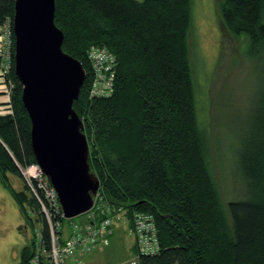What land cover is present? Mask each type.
<instances>
[{
    "label": "trees",
    "instance_id": "1",
    "mask_svg": "<svg viewBox=\"0 0 264 264\" xmlns=\"http://www.w3.org/2000/svg\"><path fill=\"white\" fill-rule=\"evenodd\" d=\"M14 1L0 0V25L9 20L12 26ZM216 6L224 37L243 41L240 52L263 69L257 112L237 151L245 196L228 202L210 171L198 117L191 0H55L62 50L86 72L73 108L83 122L98 192L115 214L126 209L130 218L134 211L154 217L159 251L138 257V264H264V0H218ZM12 40L11 112L0 114V181L24 221L38 224L45 252L50 234L37 201L25 184L16 191L7 177L11 172L21 179L18 165L35 162L13 70V31ZM91 46L105 47L116 58L106 97L89 95ZM129 233L134 236L131 228ZM37 242L32 238L22 247L18 264H49L42 254L32 262Z\"/></svg>",
    "mask_w": 264,
    "mask_h": 264
},
{
    "label": "rangeland",
    "instance_id": "2",
    "mask_svg": "<svg viewBox=\"0 0 264 264\" xmlns=\"http://www.w3.org/2000/svg\"><path fill=\"white\" fill-rule=\"evenodd\" d=\"M217 2L218 0H191L192 66L198 117L206 139L210 171L218 183L223 202H228L245 196V185L236 165L237 151L241 135L251 129L250 119L257 112L263 69L259 62L250 60L240 52L243 41L224 37ZM2 89L4 87H0ZM5 100L6 96L2 91L0 114L9 110ZM7 177L16 191H24L25 186L29 191L22 175V180L11 172L7 173ZM29 193L31 194L30 191ZM26 207L31 209L28 204ZM28 213L33 217L32 211ZM87 220V212L64 218L63 230L71 224H81ZM130 220L126 209H123L114 222L126 232V224L130 225L129 229L132 226ZM37 226V223L33 227L28 221H24L16 200L0 181V264L19 263L22 247L32 238L37 240ZM119 238L126 243L122 235ZM123 245L118 244L116 248ZM125 248L127 249L124 247L114 257L113 263L126 264L128 261L129 264L135 258L137 253H132L124 260ZM49 251L50 249L45 252L42 250L40 253L47 255ZM119 257L121 260L114 262ZM32 259L34 262V256Z\"/></svg>",
    "mask_w": 264,
    "mask_h": 264
},
{
    "label": "water",
    "instance_id": "3",
    "mask_svg": "<svg viewBox=\"0 0 264 264\" xmlns=\"http://www.w3.org/2000/svg\"><path fill=\"white\" fill-rule=\"evenodd\" d=\"M55 0H15L13 70L30 119L35 162L54 187L64 218L93 204L100 183L89 166L83 122L73 108L85 79L82 63L62 50Z\"/></svg>",
    "mask_w": 264,
    "mask_h": 264
},
{
    "label": "built area",
    "instance_id": "4",
    "mask_svg": "<svg viewBox=\"0 0 264 264\" xmlns=\"http://www.w3.org/2000/svg\"><path fill=\"white\" fill-rule=\"evenodd\" d=\"M12 46V26L9 20H6L0 25V87H4L0 92L3 91L6 96L5 102H9V87H11V81L7 79V75L11 68ZM88 58L93 72L89 95L91 97L111 95L116 66L115 56L105 47L93 46L88 51ZM6 106L9 108V105ZM23 167L18 165L24 181L41 207L39 212L44 213L46 217L49 228L51 242L50 251L46 255L49 264H65L68 260L71 264H78L80 256L107 244V238L112 233V224L119 214L114 213L113 207L106 202L101 193L97 191L93 197L92 207L86 211L88 220L68 226V233L63 237L62 218L64 216L54 187L36 162L25 164ZM130 219L131 231L136 238L137 254L129 264H138V257L153 255L159 251L157 227L154 217L142 211H134ZM37 241L35 263L38 262L42 251V233L39 229Z\"/></svg>",
    "mask_w": 264,
    "mask_h": 264
},
{
    "label": "crops",
    "instance_id": "5",
    "mask_svg": "<svg viewBox=\"0 0 264 264\" xmlns=\"http://www.w3.org/2000/svg\"><path fill=\"white\" fill-rule=\"evenodd\" d=\"M129 227L130 225L126 224V232H125L123 228H119L114 222L113 233L109 238L108 245L100 249H95L91 252L83 254L78 260L79 264H116V263H113L112 260L119 253V251L120 252L123 251L124 247H127V249L125 248L124 250L125 252L124 260H126V258L130 256L132 253L136 254L137 253L136 241H135L134 236L129 233ZM66 235H67V229L64 231L63 237H65ZM120 235H122L125 238L126 243L121 241V239L119 238ZM117 243L119 245H122V244L124 245L121 248H116L118 246ZM117 260L120 261L121 260L120 257L114 260V262H117ZM70 263H71L70 260H68L66 261L65 264H70ZM126 264H128V261Z\"/></svg>",
    "mask_w": 264,
    "mask_h": 264
},
{
    "label": "bare ground",
    "instance_id": "6",
    "mask_svg": "<svg viewBox=\"0 0 264 264\" xmlns=\"http://www.w3.org/2000/svg\"><path fill=\"white\" fill-rule=\"evenodd\" d=\"M91 47H93V46H91ZM90 47V48H91ZM89 48V49H90ZM27 187H28V189H29V191L31 192V195L35 198V200L37 201V199H36V197L34 196V194L32 193V191L30 190V187L28 186V184H27ZM37 203H38V201H37ZM38 205H39V203H38ZM41 209V207H40V205H39V208H38V212H39V210ZM40 214H42V215H44V213H42V212H39ZM44 217H45V215H44ZM45 219H46V217H45ZM51 242V241H50Z\"/></svg>",
    "mask_w": 264,
    "mask_h": 264
}]
</instances>
